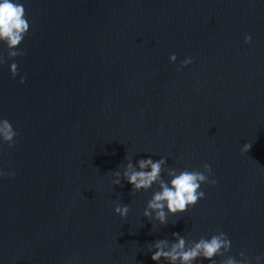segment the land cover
I'll list each match as a JSON object with an SVG mask.
<instances>
[{"label":"water","instance_id":"1","mask_svg":"<svg viewBox=\"0 0 264 264\" xmlns=\"http://www.w3.org/2000/svg\"><path fill=\"white\" fill-rule=\"evenodd\" d=\"M24 3L28 34L0 43V119L18 132L0 143L15 173L0 178V264H169L151 252L174 232L231 239L203 264H264V0ZM149 156L165 180L209 163L216 184L160 223L144 215L158 182L132 192L123 176Z\"/></svg>","mask_w":264,"mask_h":264},{"label":"clouds","instance_id":"2","mask_svg":"<svg viewBox=\"0 0 264 264\" xmlns=\"http://www.w3.org/2000/svg\"><path fill=\"white\" fill-rule=\"evenodd\" d=\"M30 21L26 15L24 0H0V43L5 47L13 48L19 45L29 32ZM251 35L244 36V42L249 43ZM15 55V52L12 53ZM175 60V55L171 57ZM191 62V58L185 60V64ZM17 65L13 63V76H17ZM25 77L20 76V83H24ZM18 136L17 130L8 118L0 119V143L7 144L10 147L16 143ZM251 148V143H244L240 151L247 153ZM165 158L153 160L151 156L141 158L134 166L131 163L126 165L123 176L130 191L138 192L142 189H150L158 182V189L152 194L145 209V216H152L153 219L160 223H165L168 216H176L182 214L191 206H194L198 200L205 196L204 190L201 188L205 181L209 185H215V179H209L211 176V165H204L205 171L190 170L187 168L170 169L168 171L169 179H163L162 166ZM207 173V174H206ZM14 172L6 173L0 171V178L12 176ZM120 173H116L119 177ZM114 183H120L117 178ZM115 213L121 217L128 214V205L117 206ZM175 242L169 245L166 240H159L153 246L155 251L151 252V259L158 262L161 258L169 261V264H196L199 259L201 264L203 261H212L215 254L223 247L227 249L232 241L225 238V233L213 235L211 238H202L187 246L186 240L179 233H172ZM226 264H237L234 259H228Z\"/></svg>","mask_w":264,"mask_h":264}]
</instances>
